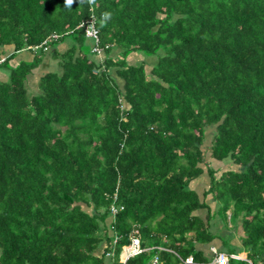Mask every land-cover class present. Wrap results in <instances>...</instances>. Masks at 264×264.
I'll return each instance as SVG.
<instances>
[{
    "label": "trees",
    "instance_id": "trees-1",
    "mask_svg": "<svg viewBox=\"0 0 264 264\" xmlns=\"http://www.w3.org/2000/svg\"><path fill=\"white\" fill-rule=\"evenodd\" d=\"M112 14L101 25V15ZM94 20L97 60L80 25ZM53 57L37 92L26 79L45 53L10 65L3 49L37 46ZM112 49L119 50L113 58ZM129 64L131 54L155 56ZM0 264H119L137 230L144 253L126 264L188 256L216 235L208 222L231 208L256 264L264 251V0H0ZM113 72L115 78L113 77ZM209 156L234 168L217 175ZM206 171L216 212L190 187ZM123 209L111 216L109 206ZM206 210L204 222L196 215ZM117 242L112 246V239ZM105 242L103 255L95 252ZM163 247L154 251L153 247Z\"/></svg>",
    "mask_w": 264,
    "mask_h": 264
},
{
    "label": "crops",
    "instance_id": "crops-1",
    "mask_svg": "<svg viewBox=\"0 0 264 264\" xmlns=\"http://www.w3.org/2000/svg\"><path fill=\"white\" fill-rule=\"evenodd\" d=\"M87 44L90 45V41L87 40ZM68 48V43L63 42L59 45H56L54 48H50L47 53H45L42 57L41 63L37 68H35L31 74L26 79V88L27 92L31 94H35L37 92V84L42 75H44L47 72H61L60 66H59V59L57 57H53L55 50L58 51V53L65 51ZM119 50L112 49L110 55L115 59L118 58ZM136 54H131L128 56L127 61H130V64L133 62V56ZM9 56H12L10 60V65L14 66L21 62L30 63L35 55L27 50L23 49L17 52H14V49L12 46L6 47L3 49V56L2 59H5ZM96 59H99L98 57H95ZM146 69H150V65L146 64ZM5 71L3 69H0V82L7 81V75L4 76L2 71ZM6 72V71H5ZM113 77L115 78V74L113 72ZM202 175L199 176L197 179L191 182L190 186L191 188L197 193L199 199L201 201H204L205 204L210 208V212H214L216 209V203L213 200V198L210 195L205 196V192L207 191L209 187V180L202 179ZM206 181V182H205ZM201 182H205V184H200ZM231 212V211H230ZM230 212H229V218H230ZM228 213H226L227 216ZM196 215L201 218L204 222L207 220L208 213L206 210H199L196 212ZM209 225V232L212 235H216L214 240H212L210 243L207 244H194V250L196 252L201 253L202 258L208 260L207 262H198L194 261L193 264H216L213 263V259L215 257V253H223L227 256H238V259H233L235 261H247L250 263V261L247 260V249L244 248L241 244V238L243 237V230H242V224L241 220L235 221L234 225H232V221L229 219V223H225L226 226V236L222 234L220 236L219 232V223L215 220L213 217L208 222ZM106 243L103 242L100 247L96 250L95 254L96 256L103 255V252L105 250ZM158 248L163 249V247L159 246ZM104 263L107 264L108 260L104 259ZM182 260H181V263ZM256 264H264V251L261 253L260 257L256 259Z\"/></svg>",
    "mask_w": 264,
    "mask_h": 264
},
{
    "label": "built area",
    "instance_id": "built-area-1",
    "mask_svg": "<svg viewBox=\"0 0 264 264\" xmlns=\"http://www.w3.org/2000/svg\"><path fill=\"white\" fill-rule=\"evenodd\" d=\"M80 27H83L84 30V35L88 41H90L92 49L91 51L97 55V57L103 58L104 51L107 49L108 46L100 47L99 46V35H98V30L95 27V22L94 20H89L88 22L80 25ZM60 36L57 34H51L47 39H45L43 42H41L37 46H32L26 48L27 50L31 51L33 54H36L39 50H42L43 52H47L49 49V44L56 41ZM123 209L122 206H118L116 204H111L109 206V212L110 215L113 217L115 216L119 211ZM117 242V238L114 237L112 239V246L115 245ZM154 251H162L164 249L158 248V247H153ZM146 249H143L140 245V238H139V233L137 230H133L129 236V243L125 247H123L122 250V255L120 256V261L119 264H126V262L137 256L140 255L141 253H144ZM104 258L108 260L107 264H114L112 260V251H108L107 253L104 254ZM238 259V256L232 255V256H227L223 253H215V257L213 259V263L216 264H227L228 259ZM183 264H193V258L191 256H188L184 260H182ZM145 264H163V262L159 259L158 255L155 254L152 256V258L146 262Z\"/></svg>",
    "mask_w": 264,
    "mask_h": 264
},
{
    "label": "rangeland",
    "instance_id": "rangeland-1",
    "mask_svg": "<svg viewBox=\"0 0 264 264\" xmlns=\"http://www.w3.org/2000/svg\"><path fill=\"white\" fill-rule=\"evenodd\" d=\"M160 55H162V51H159L157 53V55H155V56H148V57L143 55V54H141V53H138V54L133 56V61H132L133 63L132 64H138L140 62H145V64L153 66L156 63L158 56H160ZM98 58H99V60H101L102 56L98 57ZM127 62L130 64V61H127ZM2 73H3L4 76L8 75L7 72H5V71H2ZM213 133H214V128L213 127H209V128L206 129L205 139H204V143H203L202 149H203V151L205 153L204 154L205 161L208 162L209 166L212 169L216 170L217 171V175H219L223 171H225L227 169H230V168L231 169L232 168L235 169V167H233L231 165L229 159L223 160L221 162H216V161H214V160H212L210 158V156H209V153H210L209 144H210V141L212 139ZM202 179H204L206 181L209 180L206 171H204V173L202 174ZM205 182H201L200 184H205ZM216 210H217V208L214 210V212H216ZM230 211L232 212L231 208L228 210V212H227L228 214H227V216H225L226 218L223 217L224 215L222 214V212L219 213V214L215 213L214 218L220 225V227H219L220 228L219 229L220 236H222V234L224 235V237L226 236V233H227L226 226L227 225H225V223H229V212ZM234 223H235V220L232 221V225H234Z\"/></svg>",
    "mask_w": 264,
    "mask_h": 264
},
{
    "label": "clouds",
    "instance_id": "clouds-1",
    "mask_svg": "<svg viewBox=\"0 0 264 264\" xmlns=\"http://www.w3.org/2000/svg\"><path fill=\"white\" fill-rule=\"evenodd\" d=\"M75 2H76V0H65V6L67 8H71V6L73 5V3H75ZM81 2L82 3H87L90 6H95L96 5V0H81ZM111 16H112V14L110 12H104V13H102L101 20H100L101 25L102 26L105 25L111 19ZM49 49H50V47H49ZM47 52H43V53H47Z\"/></svg>",
    "mask_w": 264,
    "mask_h": 264
}]
</instances>
